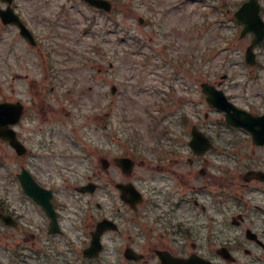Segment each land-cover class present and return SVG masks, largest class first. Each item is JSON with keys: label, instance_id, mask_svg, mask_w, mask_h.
Wrapping results in <instances>:
<instances>
[{"label": "rangeland", "instance_id": "obj_1", "mask_svg": "<svg viewBox=\"0 0 264 264\" xmlns=\"http://www.w3.org/2000/svg\"><path fill=\"white\" fill-rule=\"evenodd\" d=\"M111 1L107 13L77 0H14L37 45L0 25V100L24 104L19 130L28 153L18 156L0 143V161L18 172L21 165L38 168L53 153L71 185L89 172L90 139L101 136L102 119L110 154L139 149L150 156L187 117L206 123L222 151L221 179L235 161L241 169L254 166L263 150L244 130L228 127L200 90L210 82L237 106L264 109V41L255 47L256 64H245L251 34L239 37L242 25L233 20L243 0ZM258 1L264 19V0ZM222 15L227 19L219 22Z\"/></svg>", "mask_w": 264, "mask_h": 264}, {"label": "flooded vegetation", "instance_id": "obj_2", "mask_svg": "<svg viewBox=\"0 0 264 264\" xmlns=\"http://www.w3.org/2000/svg\"><path fill=\"white\" fill-rule=\"evenodd\" d=\"M213 149L190 159L185 131L128 176L105 149L85 192L58 190L67 177L44 163V207L0 200V264H264V181L221 179Z\"/></svg>", "mask_w": 264, "mask_h": 264}, {"label": "water", "instance_id": "obj_3", "mask_svg": "<svg viewBox=\"0 0 264 264\" xmlns=\"http://www.w3.org/2000/svg\"><path fill=\"white\" fill-rule=\"evenodd\" d=\"M8 1L10 2L11 0ZM89 2L96 6H102L104 8L108 7L105 0H89ZM258 8L259 6L256 0H248L244 2L241 8L235 13L237 19L244 25L241 33L245 34L248 31L253 33L251 44L248 46L245 53L246 62L249 64L254 63L255 55L252 51L253 46L259 43L264 36V23L258 15ZM2 12L3 11H0V15L2 16L4 22H16L20 27V33L29 41L34 43L29 31L15 19L14 14L10 11L5 13ZM203 87V90L209 96V101L217 108L225 111L226 120L229 123L249 130L255 143L264 144V115L252 116L230 104L221 91H216L213 87L205 84ZM21 111L22 106L19 103H0V137L8 140L19 153L23 151V148L16 140L14 131H12L8 125L18 120ZM198 141L203 140H201L198 134H194V138L190 143L191 146L195 148ZM20 178L25 191L33 197L38 196L35 195L38 191L32 180L28 179L25 175L22 176V174L20 175Z\"/></svg>", "mask_w": 264, "mask_h": 264}]
</instances>
